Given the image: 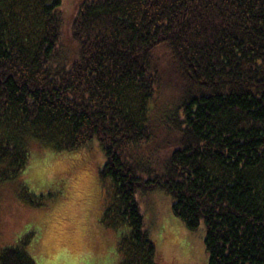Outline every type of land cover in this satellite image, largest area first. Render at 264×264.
<instances>
[{
  "label": "trees",
  "instance_id": "obj_1",
  "mask_svg": "<svg viewBox=\"0 0 264 264\" xmlns=\"http://www.w3.org/2000/svg\"><path fill=\"white\" fill-rule=\"evenodd\" d=\"M160 44L186 90L176 146L151 163ZM93 140L116 264H167L140 200L155 191L205 229L207 264H264V0H0V186L33 142L69 153ZM0 264L37 263L19 240Z\"/></svg>",
  "mask_w": 264,
  "mask_h": 264
},
{
  "label": "rangeland",
  "instance_id": "obj_2",
  "mask_svg": "<svg viewBox=\"0 0 264 264\" xmlns=\"http://www.w3.org/2000/svg\"><path fill=\"white\" fill-rule=\"evenodd\" d=\"M157 79L148 104L153 140L145 148L151 163L160 162L176 146L172 127L186 85L165 44L151 51ZM26 168L0 186V245L25 241L37 264H116V231L107 226L110 190L98 179L105 155L97 140L69 153L33 142ZM39 198L38 206L20 202ZM149 237L167 264H207L205 229L188 230L171 212V197L162 191L141 197Z\"/></svg>",
  "mask_w": 264,
  "mask_h": 264
}]
</instances>
